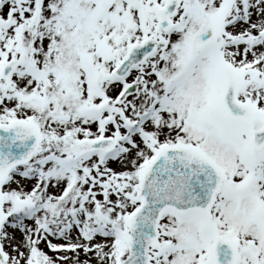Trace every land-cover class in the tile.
<instances>
[{
  "label": "snow or ice",
  "instance_id": "snow-or-ice-1",
  "mask_svg": "<svg viewBox=\"0 0 264 264\" xmlns=\"http://www.w3.org/2000/svg\"><path fill=\"white\" fill-rule=\"evenodd\" d=\"M0 264H264V0H0Z\"/></svg>",
  "mask_w": 264,
  "mask_h": 264
}]
</instances>
